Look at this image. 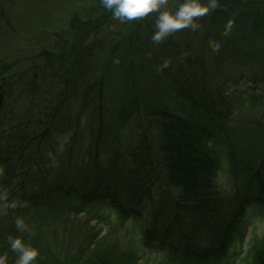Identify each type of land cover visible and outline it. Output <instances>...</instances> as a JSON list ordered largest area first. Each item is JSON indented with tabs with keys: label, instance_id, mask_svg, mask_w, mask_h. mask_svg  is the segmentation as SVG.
I'll return each instance as SVG.
<instances>
[{
	"label": "trees",
	"instance_id": "trees-1",
	"mask_svg": "<svg viewBox=\"0 0 264 264\" xmlns=\"http://www.w3.org/2000/svg\"><path fill=\"white\" fill-rule=\"evenodd\" d=\"M22 2L0 0V255L16 264L15 218L35 216L34 264H139L149 248L228 264L264 210V0H196L194 31L159 41V11L182 0L132 20L72 0L68 28L33 37L16 36Z\"/></svg>",
	"mask_w": 264,
	"mask_h": 264
},
{
	"label": "rangeland",
	"instance_id": "rangeland-1",
	"mask_svg": "<svg viewBox=\"0 0 264 264\" xmlns=\"http://www.w3.org/2000/svg\"><path fill=\"white\" fill-rule=\"evenodd\" d=\"M23 7L25 9L22 17H18L14 20L15 28H17V35L22 37H33V34L46 31H61L68 28V11L71 10L70 5L72 4V0H22ZM63 35V33H62ZM241 89H244V85H239ZM223 183H226V178L223 176ZM2 197V192L0 191V200ZM98 216L104 215L105 217H109L113 222L116 221L117 217L113 214L112 210L108 209V207H97L95 209ZM29 217L25 218V221L28 220ZM31 222L35 220V216H32ZM78 219V218H77ZM52 220V216L48 215L47 222ZM98 221V220H97ZM96 220L92 221V224L98 225L100 228H103L104 233L109 232V224L106 221L97 222ZM118 221V219H117ZM27 222L29 228L27 230L21 231L19 228L16 229L15 234L12 236H25V239H29L30 236L27 234L32 233L33 224ZM58 222H55V224ZM54 224V223H53ZM123 234H125L124 247L125 250L128 247H131L130 250L137 251L140 247L137 246L136 242H128L130 241L127 237V229L124 230ZM130 233V231H129ZM59 239L63 238L64 235H58ZM124 237V236H123ZM264 240V210L259 207L250 208L247 214V220L244 224V227L237 239L234 242V245L231 249V255L228 260V264H251L252 254L255 250L256 246L262 244ZM9 244L10 241L7 240ZM15 252L14 255H12ZM9 257L12 256L13 260L18 258V253L16 251L8 252ZM62 256H67V253L63 250ZM60 253V254H61ZM140 257L139 264H177L172 260L168 259V256L164 255V253L158 252L155 249H143L139 250Z\"/></svg>",
	"mask_w": 264,
	"mask_h": 264
},
{
	"label": "clouds",
	"instance_id": "clouds-1",
	"mask_svg": "<svg viewBox=\"0 0 264 264\" xmlns=\"http://www.w3.org/2000/svg\"><path fill=\"white\" fill-rule=\"evenodd\" d=\"M105 8L112 11L114 17L121 20H132L143 17L154 10L159 11L163 0H102ZM214 10L212 0H208L206 11L211 13ZM205 15L196 0H182L178 9L172 11H159L158 19L155 23L156 31L152 35L154 41L161 40L169 33L179 34L187 31H194L193 22L200 20ZM13 203L11 207H16ZM17 228L21 231L27 230L29 225L20 216L15 218ZM11 248L18 253L16 264H34L40 255L39 249L26 244L20 236H8ZM0 264H8L7 253L0 255Z\"/></svg>",
	"mask_w": 264,
	"mask_h": 264
}]
</instances>
